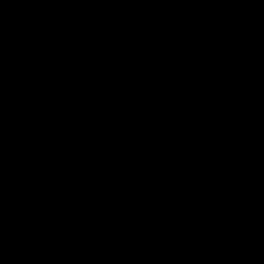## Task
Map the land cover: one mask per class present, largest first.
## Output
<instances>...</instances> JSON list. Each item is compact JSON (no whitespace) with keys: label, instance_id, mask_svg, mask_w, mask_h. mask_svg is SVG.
<instances>
[{"label":"water","instance_id":"95a60500","mask_svg":"<svg viewBox=\"0 0 264 264\" xmlns=\"http://www.w3.org/2000/svg\"><path fill=\"white\" fill-rule=\"evenodd\" d=\"M263 95L264 0H0V264H264Z\"/></svg>","mask_w":264,"mask_h":264}]
</instances>
